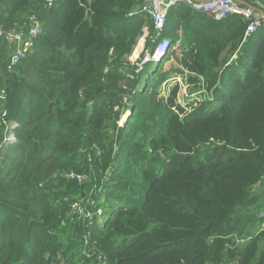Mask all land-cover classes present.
Returning <instances> with one entry per match:
<instances>
[{
	"label": "trees",
	"instance_id": "16d2710c",
	"mask_svg": "<svg viewBox=\"0 0 264 264\" xmlns=\"http://www.w3.org/2000/svg\"><path fill=\"white\" fill-rule=\"evenodd\" d=\"M44 2L0 0L6 30L42 23L15 67L0 41V110L20 123L0 153V264H264V25L245 40L241 16L172 9L181 55L133 94L138 79L123 72L154 30L127 17L142 0H91L90 14L79 0ZM174 56L180 68L165 70ZM172 74L199 96L187 110L178 86L160 96ZM89 196L92 216L80 217L72 206Z\"/></svg>",
	"mask_w": 264,
	"mask_h": 264
},
{
	"label": "built area",
	"instance_id": "2783aa9c",
	"mask_svg": "<svg viewBox=\"0 0 264 264\" xmlns=\"http://www.w3.org/2000/svg\"><path fill=\"white\" fill-rule=\"evenodd\" d=\"M59 0H45L44 4L47 8L54 7L55 3ZM90 1V0H87ZM90 3V2H89ZM250 4V3H249ZM184 5L194 12L204 14L214 21L221 22L229 18L230 16H241L247 23V29L245 32L244 39L247 40L249 37L257 33L264 25V15L256 11L260 9V3L254 2L252 7L243 6L235 0H142V4L137 7V10L132 11L127 17L134 19L136 16L142 14L148 16L153 23V32L150 34V40L153 44V50L145 49V42L138 55L134 58H128L129 61L136 65L135 74L137 75L140 71H144L149 63H159L166 59L171 52V40L165 36V31L168 22V16L171 9ZM251 5V4H250ZM261 10V9H260ZM263 11V10H262ZM42 23L38 15L33 14L28 18V21L21 26L18 30H6L3 27L0 18V41L6 43L11 52L10 60L11 67L19 65L26 54L32 51L41 35ZM142 56V57H141ZM130 57V56H129ZM133 66V65H132ZM134 67V66H133ZM184 80V79H183ZM176 82V86L180 88L178 84H181V88L187 92V85H185L180 77H173L164 86ZM4 92V91H3ZM2 92V93H3ZM138 92L134 89V93ZM187 96L188 93H186ZM0 96H2L0 94ZM191 96V95H190ZM195 96V95H192ZM124 103L129 104L127 97L124 98ZM124 119V120H123ZM121 118L119 126L123 127L125 123V116ZM7 122L6 112L0 110V129H3V138L0 143V153L7 154L10 146L17 143V131L20 128V123L17 121ZM5 125V126H4ZM4 126V127H3ZM118 147H115V152ZM2 165V159L0 155V167ZM69 178L77 179L82 183L85 177L81 175L71 174ZM264 183V173L258 183V186ZM91 196L88 197V201H91ZM86 202L85 199L75 203L72 209L76 212H81V209ZM94 203V201H92ZM100 212V211H99ZM102 214V213H101ZM264 215V213H262ZM87 217V216H86ZM88 218V217H87ZM88 241V240H87Z\"/></svg>",
	"mask_w": 264,
	"mask_h": 264
},
{
	"label": "rangeland",
	"instance_id": "374dc122",
	"mask_svg": "<svg viewBox=\"0 0 264 264\" xmlns=\"http://www.w3.org/2000/svg\"><path fill=\"white\" fill-rule=\"evenodd\" d=\"M143 32H144V35L141 36L138 39L137 45H136V47L134 49V52L130 55L129 58H134V57H136V55L139 54V52L141 51V49L143 47V42H145V44H144L145 45V49H149L148 48L149 44H152V41L150 40L151 31H150V28H149L148 25H145L144 26ZM165 34H166V37L171 38V36L168 35V32L167 31L165 32ZM173 51H174V53L176 55H178L180 57L181 52L178 50L177 47L174 48V49H172V52ZM171 53H170V55H171ZM175 57L176 56H174V58ZM128 62H129V66H130V73L129 74H127L126 72H123V73L126 76L127 81L128 80L138 79V88H137L138 92L140 91V89L142 88V86H144V84L146 83V81H149L150 85L151 86H154V84H155V74H154V71L157 68V64H155V63H149V64H147V67L145 68V70L144 71L143 70L140 71L136 75L135 74L136 65L134 63H132L131 61H129V59H128ZM179 68H180L179 67V62H178V60H176V58L170 60V62L166 63L165 66H164V69L165 70L173 69L174 71H176ZM186 75H187V73H186ZM170 77H172V78L173 77H180L181 80H182V82L185 85H187V92L186 93H188L189 96H187L186 93H185V91H184V89L181 88V84H178L180 86V88H179V94L177 96V102H178V104H180L182 107H184L187 110L188 107H189V105H191L192 103H196V101L199 99V96H196V95L195 96H190V90H191V88H189L188 84L185 82V80H183L185 78L184 76L172 74V75H170ZM156 83H157V79H156ZM176 84H177L176 82H172L171 81V84L164 86V83H163L160 86V89H159L160 90V96L161 97H165V99H168V97H169L172 89L176 86ZM126 115H127V118H128L129 115L127 113L124 114L123 116L126 117ZM122 119H123V117H122ZM125 120H126V118H125ZM68 177H70V175H68ZM257 193L264 196V187L262 186V188L258 189V192ZM85 200H86V202L84 203V205H83V207L81 209V212H79V216L80 217H86L87 216L88 218H90L92 216V212H91L90 208H93V209L95 208V204L92 202L94 200H93V198H91V201H88V198H85ZM76 205L77 204H75L74 207H76ZM101 213H102V211L98 212V216H101L102 215ZM73 214L75 215V212L74 211H73ZM263 231H264V222L261 223V225L259 226V229L257 230V232L261 233ZM83 255L86 256L87 258H91V257H93L94 254H92V253H90L88 251L87 253H85ZM58 262L60 264H67L62 259V257L59 258Z\"/></svg>",
	"mask_w": 264,
	"mask_h": 264
},
{
	"label": "water",
	"instance_id": "95a60500",
	"mask_svg": "<svg viewBox=\"0 0 264 264\" xmlns=\"http://www.w3.org/2000/svg\"><path fill=\"white\" fill-rule=\"evenodd\" d=\"M80 1V3H81V5L82 6H84L86 9H89V5H90V3H89V1H87V0H79ZM235 1H237L238 3H240L241 5H243V6H249V7H252V5H250L249 3H247V2H245V1H243V0H235ZM256 11H258L259 13H261V14H263L264 15V11H262V10H260V9H256ZM88 14H90V12L88 11ZM158 69V66H157V68H156V70ZM155 70V71H156ZM128 119V118H127ZM126 122H127V120H126ZM125 122V123H126ZM224 148H226L225 146H224Z\"/></svg>",
	"mask_w": 264,
	"mask_h": 264
},
{
	"label": "crops",
	"instance_id": "0c3cea01",
	"mask_svg": "<svg viewBox=\"0 0 264 264\" xmlns=\"http://www.w3.org/2000/svg\"><path fill=\"white\" fill-rule=\"evenodd\" d=\"M197 1H206V0H197ZM89 2H90V4H91V0H90ZM141 4H142V3H141ZM139 6H140V5H139ZM89 7H90V5H89ZM178 7H179V6H178ZM52 8H53V7H52ZM175 8H176V7H175ZM173 9H174V8H173ZM136 10H137V8H135L133 11L135 12ZM171 10H172V9H171ZM87 11H88V9H87ZM169 13H170V12H169ZM136 17H137V16H136ZM136 17H135V18H136ZM166 31H167V30H166ZM166 31H165V32H166ZM167 32H168V31H167ZM143 35H144V34H143ZM168 35L171 36V34H170L169 32H168ZM165 36H166V34H165ZM167 38H168V37H167ZM169 39L171 40V38H169ZM128 58H129V57H128ZM137 88H138V86H137ZM137 88H136V89H137ZM122 117H123V116H122ZM125 118H126V120H127V115H126ZM126 120H125V122H126ZM124 125H125V123H124ZM262 186L264 187V183H263L262 185H260V186L257 185V186L255 187V192H258V189L262 188Z\"/></svg>",
	"mask_w": 264,
	"mask_h": 264
},
{
	"label": "bare ground",
	"instance_id": "6f19581e",
	"mask_svg": "<svg viewBox=\"0 0 264 264\" xmlns=\"http://www.w3.org/2000/svg\"><path fill=\"white\" fill-rule=\"evenodd\" d=\"M140 49V48H139ZM138 54V53H137Z\"/></svg>",
	"mask_w": 264,
	"mask_h": 264
}]
</instances>
